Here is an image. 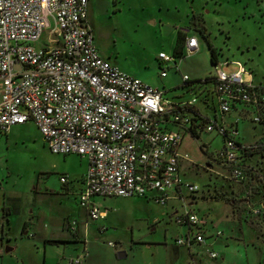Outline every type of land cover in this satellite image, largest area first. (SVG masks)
<instances>
[{"label": "built area", "instance_id": "built-area-1", "mask_svg": "<svg viewBox=\"0 0 264 264\" xmlns=\"http://www.w3.org/2000/svg\"><path fill=\"white\" fill-rule=\"evenodd\" d=\"M87 4L88 0H0V133L32 122L52 154L84 158L86 171L77 197L87 219L103 216L94 197H139L162 206L176 199L180 210L173 212V222L186 230L174 244L188 250L205 244L206 221L183 195V190L198 191L179 174L180 161L188 159L179 152L183 134L215 130L221 135L222 148L207 164L222 165L235 183L246 177L248 164L240 159L264 147V141L260 137L252 144L241 143L238 118L226 125L216 114L213 119L198 109L195 114L194 98L171 102L160 89L120 71L94 45ZM196 51L197 38L186 36L184 54ZM157 58L178 69L173 55L160 52ZM227 63L237 71L226 74L217 64L212 86L199 90L202 103L214 101V112L221 117L237 109L245 114L250 106L255 113L252 122L263 123L264 86L254 84L239 62L220 64ZM165 75L162 69L159 77ZM182 80L184 87L191 86L186 75ZM59 181L64 185L68 178L59 176ZM68 227L76 232L75 221ZM207 254L216 258L213 251Z\"/></svg>", "mask_w": 264, "mask_h": 264}, {"label": "rangeland", "instance_id": "rangeland-1", "mask_svg": "<svg viewBox=\"0 0 264 264\" xmlns=\"http://www.w3.org/2000/svg\"><path fill=\"white\" fill-rule=\"evenodd\" d=\"M87 17L98 53L120 71L157 84L171 102L194 98V107L202 114L211 119L216 114L226 125L238 118L237 140L241 143L252 144L264 136V125L251 120L252 107L246 106L245 114L237 109L221 117L214 112L215 102L209 100L205 106L199 93L202 86H212L210 78L215 72L202 29L217 50L219 62H239L254 84L264 86V0H89ZM177 33L179 45L186 36H195L198 51L177 57L175 69L172 64H160L157 56L159 52L173 55ZM217 67L226 74L237 71L233 63ZM162 69L167 77H159ZM183 75L191 86H183ZM242 78L248 79L247 75ZM204 79L208 82L201 84ZM222 145V136L214 130L201 132L197 138L184 133L179 146V152L188 156L180 161V177L198 188L193 194L183 190L184 198L192 202L193 212L206 219V234H223L214 244L209 238L210 243L194 246L191 252L198 254V264H264V150L252 153L245 180L235 183L226 168L207 164ZM85 165L86 160L77 155L52 154L32 122L13 127L6 137L0 135V170L6 167L11 173L9 189L22 208H32L48 232L51 221L56 223L67 211L81 216L74 196H62L65 190L59 176L79 180ZM53 189L58 195L50 194ZM106 205L115 211L104 221L101 240L112 242L117 252L126 254L123 262L131 261L133 254V264H155L164 255V246L172 252L174 239L186 230L170 215L180 210L176 199L164 206L137 197L110 200ZM132 237L149 247L132 244ZM178 251L172 264H197L189 260L184 248ZM208 251L215 252L216 258H210Z\"/></svg>", "mask_w": 264, "mask_h": 264}, {"label": "crops", "instance_id": "crops-1", "mask_svg": "<svg viewBox=\"0 0 264 264\" xmlns=\"http://www.w3.org/2000/svg\"><path fill=\"white\" fill-rule=\"evenodd\" d=\"M107 60L110 61L109 59ZM110 63L112 62L110 61ZM220 63L221 62L218 61V64ZM165 77H167V74ZM142 81L159 89L158 85L153 82ZM12 128L7 133H9ZM7 133L4 134L5 137ZM2 134L3 133H0V135ZM250 158L251 156H244L243 159H240V162L248 164ZM218 166L223 167L222 165ZM85 171L86 165L79 180L77 179L74 181L67 177L68 183L64 184L65 191L62 193V196L67 197L73 195L77 205V196L82 188V177ZM10 176L11 173L6 167L2 171L0 170V264H73L72 260L75 259H78V263L76 264H133L135 262L133 260L135 255L133 254L131 261H120L126 254L118 256V253L123 252H117L112 242L101 240L105 236L103 234L106 229L104 221L109 217L111 212L115 211L114 208L109 206L110 204L106 205V203L107 201L116 200L118 198L94 197L93 200L99 206L100 212L103 214L102 217L95 221L87 219L84 211L78 205L81 211L80 217L73 216L67 211L56 223L51 221L53 227L51 232H48V226L38 223V218L32 208L26 211L21 207L20 199L13 196V192L8 186ZM50 194L58 195L54 189L50 190ZM141 199L145 200V202L150 201L146 198ZM188 204L191 206L192 202H188ZM72 221L76 223V232L74 234L68 227L69 223ZM99 221L100 223H97ZM14 227L17 228L16 233ZM94 229H97V231ZM206 229L207 224L205 226V230ZM222 235L221 233V236ZM209 238H213L211 244H214L215 238L218 237H214L213 234H206V243H210V241H208ZM155 243L158 244L159 242ZM132 244H144L147 248L149 247L147 245L148 243L145 241L141 239L135 240L133 237ZM164 247V255L161 257V260L157 258L155 264H172L179 256L178 248H184L192 263H199L196 257L198 254L194 253L195 251L191 252V249L188 250L185 247L175 246L172 252H166V246ZM6 249L9 250L5 251Z\"/></svg>", "mask_w": 264, "mask_h": 264}, {"label": "trees", "instance_id": "trees-1", "mask_svg": "<svg viewBox=\"0 0 264 264\" xmlns=\"http://www.w3.org/2000/svg\"><path fill=\"white\" fill-rule=\"evenodd\" d=\"M200 34H201V36L205 39V41H206V43H207V48H208V52H209V58H210V63L212 64V65H217L218 64V52H217V50L215 49V47L214 46H212V44L208 41V37H207V35L205 34V31L202 29V30H200ZM185 39V38H184ZM184 39H183V41H182V43H181V45H179V41H180V39H179V33H177V40H176V44H175V46H174V49H173V56L174 57H183L184 56V52H183V45H184ZM160 65V64H159ZM192 109L194 110V113L195 114H197V109L198 108H196V107H192ZM264 112V111H263ZM262 125H264V122L263 123H261ZM192 136L194 137V138H197L198 137V135H196V134H194V132H192ZM261 140L262 141H264V136H262L261 137ZM258 150H264V147H260ZM257 150V151H258ZM254 152H256V151H254ZM252 153L253 152H250V153H248L247 154V156H252Z\"/></svg>", "mask_w": 264, "mask_h": 264}, {"label": "water", "instance_id": "water-1", "mask_svg": "<svg viewBox=\"0 0 264 264\" xmlns=\"http://www.w3.org/2000/svg\"><path fill=\"white\" fill-rule=\"evenodd\" d=\"M9 249H6L5 251H8ZM124 253H118V256H122Z\"/></svg>", "mask_w": 264, "mask_h": 264}]
</instances>
